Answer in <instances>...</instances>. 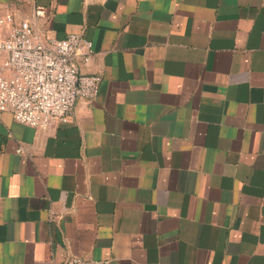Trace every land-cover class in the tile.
<instances>
[{"label": "crops", "instance_id": "1", "mask_svg": "<svg viewBox=\"0 0 264 264\" xmlns=\"http://www.w3.org/2000/svg\"><path fill=\"white\" fill-rule=\"evenodd\" d=\"M9 13L89 41L76 63L102 81L54 127L0 113V264H264V0H0Z\"/></svg>", "mask_w": 264, "mask_h": 264}, {"label": "built area", "instance_id": "2", "mask_svg": "<svg viewBox=\"0 0 264 264\" xmlns=\"http://www.w3.org/2000/svg\"><path fill=\"white\" fill-rule=\"evenodd\" d=\"M8 28L0 39V113L37 129L68 122L76 102L93 101L99 93L102 77L79 71L77 59L88 62L92 45L80 35L63 39H42L25 21L12 14L0 19ZM8 75V76H7ZM63 264H110L109 260L69 257Z\"/></svg>", "mask_w": 264, "mask_h": 264}]
</instances>
